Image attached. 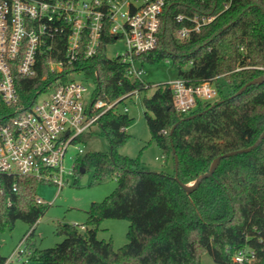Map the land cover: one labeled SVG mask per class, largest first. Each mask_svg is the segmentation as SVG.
<instances>
[{
  "label": "trees",
  "instance_id": "trees-1",
  "mask_svg": "<svg viewBox=\"0 0 264 264\" xmlns=\"http://www.w3.org/2000/svg\"><path fill=\"white\" fill-rule=\"evenodd\" d=\"M222 2L176 0L158 47L137 57L142 67L169 60L178 76L193 82L214 78L218 88V100L199 102L190 114L176 111L168 84L157 85L152 96L143 98L152 140L163 150L165 162L172 161L174 173L145 170L138 158L122 155L120 148L129 138L127 129L134 118L128 112H106L99 126L108 137L109 150L85 152L78 158V170L93 168L96 179L115 176L117 189L92 202L88 220L82 224L85 232L79 224H59L57 233L64 240L38 248L35 229L49 207L38 201L43 181L0 172V229H12L18 219L28 223L24 242L30 260L39 264H204L202 257L209 253L214 264H235V250L249 247L256 252L250 264H264V139L251 151L223 158L214 175L192 192L174 179L175 154L179 178L190 184L209 171L217 156L251 146L264 129V82L235 95L264 73V0H233L228 9L212 12L217 17L188 40L173 37L180 25L174 15L189 10L184 4L206 10L216 6L218 11ZM106 50L105 44L98 55L81 64L89 74L98 73L100 95L113 100L136 88L145 90L143 83L127 75V65L108 57ZM16 83L21 102L29 104L36 79L17 74ZM190 115L194 117L187 118ZM106 218L130 223L128 241L118 249L113 240L98 238L99 224ZM7 259L0 251V264Z\"/></svg>",
  "mask_w": 264,
  "mask_h": 264
},
{
  "label": "built area",
  "instance_id": "built-area-1",
  "mask_svg": "<svg viewBox=\"0 0 264 264\" xmlns=\"http://www.w3.org/2000/svg\"><path fill=\"white\" fill-rule=\"evenodd\" d=\"M175 1L0 0V172L37 177L57 185L58 191L66 185L79 169L78 159L69 169L64 165L70 147L85 154L77 140L99 125L106 112H128L125 101L140 93L136 88L113 100L103 98L97 88L98 73L89 74L81 64L98 55L105 44L110 57L109 46L123 40L126 50L110 58H120L127 75L148 88L145 67L137 57L158 47ZM223 1L218 11L216 6L206 10L184 4L189 10L174 15L180 24L173 31L174 39L182 42L200 32L217 17L212 12H222L233 3ZM17 74L36 79L33 100L27 105L20 99ZM84 78L96 84L90 97ZM165 84L179 114H190L199 102L211 103L218 97L214 78L193 82L177 75ZM26 251L17 246L12 256L21 258ZM255 260L256 252L249 247L233 254L235 264Z\"/></svg>",
  "mask_w": 264,
  "mask_h": 264
},
{
  "label": "rangeland",
  "instance_id": "rangeland-1",
  "mask_svg": "<svg viewBox=\"0 0 264 264\" xmlns=\"http://www.w3.org/2000/svg\"><path fill=\"white\" fill-rule=\"evenodd\" d=\"M125 50V43L120 40L110 45L107 53L110 57H113L117 52ZM174 70L172 62L169 60L147 63L145 65L144 80L149 83V87L125 101L129 108L128 113L134 118V121L127 129L129 138L120 148V152L122 155L138 158L145 170L156 173L163 171L174 173V164L172 161L165 162L163 150L155 140H152L148 120L145 117L143 98L152 96L156 87H158L157 85L165 84L175 78L177 74ZM83 82L90 97L96 84L92 78H84ZM216 100H218V97L213 102ZM125 103H121L120 110L124 109ZM76 143L82 146L85 152H106L110 147L108 137L102 132L99 125H94ZM68 152L64 161L67 169L71 168L74 162L83 155L79 154L78 149L75 147H70ZM117 185L118 181L115 176L96 179L93 168H89L85 172L76 171L69 177V182L59 191L57 185L41 182L37 195L49 207L37 223L35 229L36 246L38 248H48L62 242L64 236L57 233V226L62 223L85 224L88 220V210L92 206V202L102 201L117 189ZM129 224L127 219L106 218L99 224L98 238L113 240L115 249H118L128 241ZM28 230V223L21 219L16 221L12 229L8 226L0 229V251L4 256L9 257L6 264H39L30 260L29 250L22 254L21 258L18 254L12 256L17 246L26 247L24 237ZM80 230L85 232V229ZM202 260L204 264H214V259L209 253H205Z\"/></svg>",
  "mask_w": 264,
  "mask_h": 264
},
{
  "label": "water",
  "instance_id": "water-1",
  "mask_svg": "<svg viewBox=\"0 0 264 264\" xmlns=\"http://www.w3.org/2000/svg\"><path fill=\"white\" fill-rule=\"evenodd\" d=\"M264 82V73L252 80H250L249 82L246 83V85L242 86L241 89H239L235 95H238V94H241L249 85H252V84H257V83H262ZM194 117V115H190L188 116L187 118H192ZM175 126L172 128L171 132L174 130ZM263 139H264V129L261 133V135L258 137V139L249 147H246V148H242V149H237V150H233V151H230V152H227L225 154H221L219 156H217V158H215L213 160V162L211 163V166L209 168V171H206L204 173H202L194 182L190 183V184H185L183 183L180 178H179V173H178V169H179V158L177 156V154H175V149L173 148V152L175 154V173L174 174V179L179 182V184L185 189L187 190V192H192L193 190H195L200 184L201 182L207 178V177H210V176H213L214 175V172L215 170L217 169L218 165L220 164L221 160L227 156H231V155H235V154H238V153H243L244 152H248V151H251L252 149L256 148L261 142H263ZM81 172H84V168H81Z\"/></svg>",
  "mask_w": 264,
  "mask_h": 264
},
{
  "label": "crops",
  "instance_id": "crops-1",
  "mask_svg": "<svg viewBox=\"0 0 264 264\" xmlns=\"http://www.w3.org/2000/svg\"><path fill=\"white\" fill-rule=\"evenodd\" d=\"M8 259H9V257H8ZM8 259H7V261H8ZM6 263H7V262H6ZM6 263H5V264H6Z\"/></svg>",
  "mask_w": 264,
  "mask_h": 264
}]
</instances>
